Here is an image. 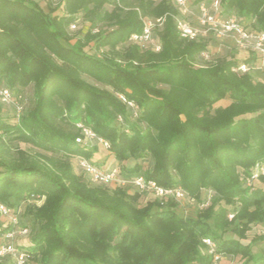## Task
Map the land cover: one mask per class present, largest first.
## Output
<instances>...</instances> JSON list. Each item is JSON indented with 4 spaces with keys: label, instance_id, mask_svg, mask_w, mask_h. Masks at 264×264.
<instances>
[{
    "label": "trees",
    "instance_id": "obj_1",
    "mask_svg": "<svg viewBox=\"0 0 264 264\" xmlns=\"http://www.w3.org/2000/svg\"><path fill=\"white\" fill-rule=\"evenodd\" d=\"M171 2L64 0L60 16L36 0H0V85L34 87V106L25 115L11 120L0 108V203L14 209L44 198L33 213L39 230L24 248L36 264H212L206 238L224 257L264 264L250 244L223 238L231 231L245 239L252 224H264V189L246 184L255 166H264V80L239 71L235 59L197 66L207 44L181 38ZM221 3L224 14L236 12L245 26L264 33V0ZM106 5L113 9L103 11ZM79 14L107 21L108 29L95 32L94 22L72 44L68 29ZM149 17L165 18L159 52L130 43ZM93 41L97 50L106 49L101 57L85 50ZM126 42L131 45L121 52ZM256 60L251 56L244 64ZM225 99L232 102L215 107ZM80 122L109 144L124 178L180 187L199 202L211 190L227 207H240L230 219L226 207L215 210L214 199L193 218L176 212L173 198L140 205L139 190L90 186L70 162L94 156L76 142ZM14 140L40 153L13 157L4 146ZM147 156L153 167L144 170L140 161ZM130 159L134 165H124Z\"/></svg>",
    "mask_w": 264,
    "mask_h": 264
},
{
    "label": "rangeland",
    "instance_id": "obj_2",
    "mask_svg": "<svg viewBox=\"0 0 264 264\" xmlns=\"http://www.w3.org/2000/svg\"><path fill=\"white\" fill-rule=\"evenodd\" d=\"M39 5L44 9L45 12H48V7L55 8L54 15H63V3L64 0H61L60 2H55L54 0H36ZM194 0H191V2ZM210 1V0H207ZM135 3V0H127V4H133ZM173 4V2H171ZM49 5V6H48ZM174 5V4H173ZM174 8L177 10V16L175 17L176 21L178 19H181L183 21H187L193 26L200 28L198 24V9L196 8V5H193L191 7V12L189 14H182L181 10L177 8L174 5ZM113 9V5H106L103 9V11H111ZM232 17L240 19L236 12L232 15ZM150 19H154L155 17H149ZM95 22L94 30L95 32H98V30L108 29V22L107 21H100L97 18L94 20H89L83 17V14H79L78 20L73 23L75 25V28H72L71 25L68 29L69 35L72 38L71 43H75L78 39H84L85 34L89 30L90 27ZM243 22V21H242ZM244 24V23H243ZM249 33L251 35L254 34V31L252 27L246 26ZM163 30V25L158 26L156 30L153 33L154 36V42L155 44H161L159 35ZM203 35L200 38V40L207 44V49L202 53L200 57L197 58L196 64L197 66H206L211 64L212 62H215L217 59H235L238 61L239 66L244 64V61L248 59L251 56L257 57V60L255 63H252L250 65L246 64L247 66L251 67V70L248 72L252 75L254 80H264V56L257 53L254 50V46L257 43V38L250 37L249 41L243 42L239 41L240 37L236 34H231L229 36L225 37H217L216 34L212 31H206L203 30ZM131 43V41H130ZM133 43V42H132ZM129 45V42H126L125 44H122L119 46V50L123 52ZM152 46L149 45L146 47V49H152ZM145 49V48H143ZM85 50L91 54L98 57H101L103 55V52L106 51V49L97 50L95 42H90L89 45L85 48ZM239 68V67H238ZM237 68V69H238ZM239 70V69H238ZM83 78L100 88H108L100 83H97L92 78L88 76H83ZM7 86V85H6ZM5 86V87H6ZM9 87V86H7ZM12 90V101L9 103L3 102L0 98V108L2 111V114L5 117L10 118L13 120V117H16L17 119L25 115L29 110H31L34 106V87L29 86L25 89H19L17 87H10ZM17 101H20L21 109L22 111L19 114V117L17 116ZM232 101L229 99H225L215 105V107H226L228 106ZM15 115V116H14ZM137 116L134 114L133 117H129V123H133L135 121V118ZM249 117V115L247 116ZM79 125H83L81 122L78 123ZM120 124V123H119ZM124 125V124H123ZM128 126V125H127ZM124 126V127H127ZM83 146H87L90 148V150H94V156L92 158V162H94L95 166H97L101 171H110V170H117L116 178L113 182L109 184H98L96 182H93L90 180L89 176H86L81 168L80 165V158H71L70 162L72 164V168L75 173H77L84 182L88 183L92 187L104 185L108 187H116V186H123L127 191L130 193H134L135 189L132 184H128L126 181L125 183L122 182L124 177L119 174V169L121 168V165L119 166V162L115 160V158L110 154L108 147L104 145L100 140L97 138H94L92 140L87 139L84 144H81ZM4 146V145H3ZM5 151H7L10 155L13 157H18V154L20 151H25L31 156H37L39 150L35 147H33L30 144L20 142L18 140L6 142L4 146ZM144 170H149L153 167V159L150 156H147L143 160L140 161ZM135 161L130 159L126 162H124V165L132 167L134 165ZM93 164V163H92ZM255 171V170H254ZM173 176L177 178L176 174L173 173ZM259 179V178H258ZM258 179L254 180L252 182V185L255 184L256 186L262 187L264 189V182L259 181ZM123 183V184H121ZM217 196L215 192L211 190H204L202 192V200L196 201L193 199H190L188 197L184 198H176L174 201L176 202L175 211L178 212L180 215L186 216V217H193L195 218L199 211L208 206L211 202H213L214 199H216ZM156 197L151 191H145L142 193V196L139 200L140 205H145L148 201L155 200ZM14 203V201H11ZM44 203V198L41 196H36L34 198L27 199L25 201H22L19 204H16L14 209H12V213L8 216L2 215L0 213V246H3L6 242H12L14 245L18 246L21 249L28 248L29 245L33 244V239L36 233L39 230V223L35 220L33 213L34 211L40 207ZM15 204V203H14ZM216 206L215 210L218 211L222 207H226L229 210V218L231 219L233 217V214L238 210L240 207L239 204L235 206H229L227 207L224 202H219L216 199ZM16 217L18 220V224L15 227L14 237L12 239H7L6 235L8 231H3V229H6L7 227H10V230L12 229V218ZM27 228L28 233L26 235L21 234L20 230ZM224 239H235L239 240L243 244H250L251 246V253L254 256H264V224L263 223H255L251 225V229L246 233L245 239H240L237 235L233 234L231 231L226 232L223 235ZM2 264H9L12 262V259L9 256H5L2 258ZM27 264H36L33 261L27 262ZM218 264H252L247 258H242L240 256H236L234 258H228L224 257Z\"/></svg>",
    "mask_w": 264,
    "mask_h": 264
},
{
    "label": "built area",
    "instance_id": "obj_3",
    "mask_svg": "<svg viewBox=\"0 0 264 264\" xmlns=\"http://www.w3.org/2000/svg\"><path fill=\"white\" fill-rule=\"evenodd\" d=\"M55 2H60L61 0H54ZM174 5L179 8L182 14H189L191 12V7L193 6V2L191 0H172ZM198 9V24L200 28H197L190 24L187 21H183L178 19L176 21L181 38L188 40H196L200 41V38L203 35V30L212 31L216 34L217 37H225L231 34H236L240 37L239 41H249L250 37L257 38V43L253 47L254 50L264 56V33L257 32L255 30L254 34L251 35L246 28V26L237 18L232 16H227L224 14L222 9L221 0H210L203 1L196 5ZM165 18H154L147 19L144 22V29L141 34H133L130 37V41L139 45L141 48H145L151 45L152 50L159 52L161 50V45L155 44L153 33L158 26H162L164 24ZM72 28H75V25H71ZM204 54V53H203ZM239 71L245 73L251 70L250 66L246 64H242L239 66ZM118 97L124 102L128 103L130 107H133L135 111L138 110L137 106L132 102H128L123 95H118ZM0 98L3 102L9 103L12 101V92L11 89L5 86L0 85ZM17 107V116L19 117L20 112L22 111L20 101L16 103ZM135 114H137L135 112ZM119 121H122V118H119ZM77 127L80 129V135L76 138V142L79 144H84L87 139L92 140L97 138L105 146L109 147V144L97 137V135L93 132L92 129L86 127L84 125L77 124ZM81 168L86 176L90 177V180L96 182L98 184H109L113 182L116 178L117 170H108L101 171L97 166L90 163L88 160L84 158H80ZM120 170V169H119ZM255 170V171H254ZM253 170L252 176L249 177L246 181L248 186H252V182L258 179L260 176H264V166L256 165ZM119 174L121 175L120 171ZM129 184H132L133 187L140 192L151 191L155 195L156 198L160 199H168V198H184L185 192L183 189L179 188H163L158 186L153 181H147L143 176H139L133 178L132 180H128L126 178L122 179ZM123 184V183H121ZM0 213L2 215H10L12 213V209L8 206L0 203ZM18 224V220L16 217L12 218V229L8 231L6 237L7 239H12L14 237L15 227ZM21 234L26 235L28 233V229L24 228L20 230ZM203 242L207 246V254L212 258V264H218L223 259V255L218 252L217 243L210 238L203 239ZM5 256H9L12 259V264H27L30 261V255L24 250L14 245L12 242H6L3 246H0V259Z\"/></svg>",
    "mask_w": 264,
    "mask_h": 264
}]
</instances>
